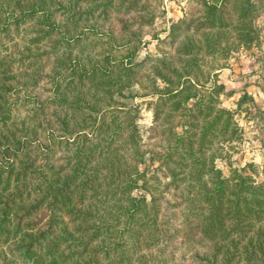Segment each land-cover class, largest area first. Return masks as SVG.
Masks as SVG:
<instances>
[{"label": "trees", "instance_id": "trees-1", "mask_svg": "<svg viewBox=\"0 0 264 264\" xmlns=\"http://www.w3.org/2000/svg\"><path fill=\"white\" fill-rule=\"evenodd\" d=\"M114 1L127 2L0 0V243L20 235L11 251L26 264H146L137 245L158 229L160 213L149 151L168 184L182 191L186 236L198 229L218 243L204 260L264 264V184L246 167L225 176L217 166L213 144L237 137L238 127L233 112L219 105L225 84L207 86L209 78L197 74L207 57L227 59L259 43L256 3L190 0V12L172 25L178 59L154 68L165 86L150 78L146 94L158 95L155 120L176 124L167 129L164 152H155L144 147L138 109L114 98L141 83L137 47L109 34L103 58L89 55L95 40L87 39L103 31L83 23L98 9L107 14ZM130 25L122 21L125 37ZM46 76L48 99L15 92ZM21 102L32 107L20 121L14 113ZM162 105L169 108L163 116ZM56 146H65L62 163L53 158Z\"/></svg>", "mask_w": 264, "mask_h": 264}, {"label": "rangeland", "instance_id": "rangeland-1", "mask_svg": "<svg viewBox=\"0 0 264 264\" xmlns=\"http://www.w3.org/2000/svg\"><path fill=\"white\" fill-rule=\"evenodd\" d=\"M257 5V18L255 24L260 35L259 43L249 48H241L233 52L227 59L219 58L215 60L207 57L204 60L203 68L198 71L199 77L206 81L207 86H212L215 82L226 86V93L219 94V105L231 110L233 118L238 127V136L231 139L221 140L213 144L216 154V164L225 176H230L232 168L246 167V173L254 175L259 183L264 184V0H253ZM127 0L122 5L121 1H114L109 7L107 14L104 9H98L94 16L86 20L85 25L96 24L103 34L99 37L94 35L87 39L88 43L95 40V44L88 46L89 55L103 58L102 52H108L111 44L108 42L109 34L116 36L118 41L129 40L130 44L137 47L134 56L135 68L139 71L138 80L141 82L127 87L123 90L125 95L116 94L114 98L120 100L125 107L138 109L137 123L143 136L144 147L155 152H164L167 146V129L176 124V121L169 122L160 118L155 120V110L158 95L150 94L149 86L152 85L150 78L156 79L155 84L163 87L165 83L156 77L154 68H161L164 61L178 59L177 41L173 42L171 27L178 20L184 18L191 10L190 0H139L131 9ZM198 7L193 2V8ZM147 11V12H145ZM141 12L146 15L143 19L138 17ZM151 19V20H150ZM130 23L126 36L122 35V21ZM105 32H108L106 35ZM91 35V34H90ZM89 35V36H90ZM129 45L116 50L118 56L128 52ZM87 51V48H86ZM86 54V53H85ZM85 54L81 55L85 57ZM181 65V62H177ZM222 64V68L218 66ZM216 67V70L210 68ZM218 68V69H217ZM47 67L44 72H49ZM35 88L27 87L15 91L18 96L23 93L33 97L48 99L53 93L52 83L48 76L41 82L33 81ZM142 84V85H141ZM247 93L252 99H240ZM120 105V103H118ZM32 107L28 103L21 102L16 105V114L21 121L25 115L29 114ZM54 107V106H53ZM162 116L167 111L168 106L160 107ZM16 118V119H17ZM19 122V121H17ZM53 125L47 126L55 129ZM181 128H178L180 131ZM40 145H45L41 142ZM148 155V175L153 178L150 182L154 184L153 191L158 197L160 213L155 231L141 243L138 248V257L146 256V264H209L210 261L204 260L205 256L213 251L214 246L218 245L202 235L195 229L191 238L185 233V223L183 222L184 201L182 191L170 186V180L165 176V171L159 167V162H150L151 154ZM67 154L65 146H56L53 158H62ZM145 165H140L143 169ZM136 193H139L136 191ZM166 221V223L164 222ZM195 224V221H192ZM195 226V225H192ZM167 232V237H161ZM161 237V238H160ZM18 238L21 239L20 235ZM17 239L12 237L9 241L0 243V264H26L22 253L11 251L15 247ZM20 242V241H19ZM135 264H141L136 261Z\"/></svg>", "mask_w": 264, "mask_h": 264}]
</instances>
